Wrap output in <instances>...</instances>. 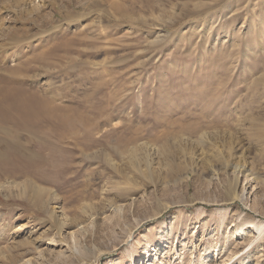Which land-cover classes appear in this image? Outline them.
I'll use <instances>...</instances> for the list:
<instances>
[{"label":"rangeland","instance_id":"374dc122","mask_svg":"<svg viewBox=\"0 0 264 264\" xmlns=\"http://www.w3.org/2000/svg\"><path fill=\"white\" fill-rule=\"evenodd\" d=\"M0 80L65 117L0 264H264V0H0Z\"/></svg>","mask_w":264,"mask_h":264},{"label":"bare ground","instance_id":"6f19581e","mask_svg":"<svg viewBox=\"0 0 264 264\" xmlns=\"http://www.w3.org/2000/svg\"><path fill=\"white\" fill-rule=\"evenodd\" d=\"M3 81L4 80H0V161L6 158V160H8V158L9 160H17L20 158V160L23 159L22 161L24 162H30L29 164L35 167L36 160L38 158L41 159L43 151L49 146L48 140L45 138L51 136L52 130L48 127V124L55 128L52 121L57 119L64 123L65 117L57 114L56 109H50L48 101L45 99H39L35 95L26 92L21 88L20 84L18 85L20 88L16 89V86H14L15 88L13 86V88L7 87L6 84L2 83ZM38 112L42 114L44 117L43 119L40 120L38 117L36 118ZM5 164L1 167V170H4L2 174L4 176L14 175V178H17L15 176L18 172H5ZM16 165L12 168H15ZM19 168L17 169L19 170ZM241 168L242 167H240V169ZM6 169L8 170L9 168L7 167ZM25 170L28 171V169ZM31 171L29 172L31 173ZM33 176L29 177L34 178ZM26 182H28L27 187L30 188L32 181L27 179ZM53 210L55 211V208H53ZM54 211L50 213V217L53 221L52 227L60 229L61 225L60 222L58 223L59 220L55 218ZM66 226L67 225L63 224L62 228ZM71 235H73V233H71Z\"/></svg>","mask_w":264,"mask_h":264}]
</instances>
